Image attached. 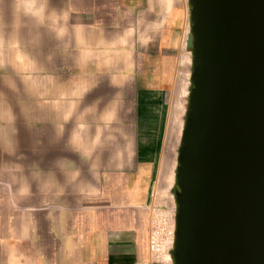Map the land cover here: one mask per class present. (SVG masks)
<instances>
[{"label":"crops","instance_id":"crops-1","mask_svg":"<svg viewBox=\"0 0 264 264\" xmlns=\"http://www.w3.org/2000/svg\"><path fill=\"white\" fill-rule=\"evenodd\" d=\"M174 1L8 7L12 22L0 26V180L9 195L23 196L6 210L23 213L14 218L23 233L9 228L25 244L8 253L9 264H153L151 221L169 220L176 207L174 176L164 185L157 169L161 134L169 95H187L191 66L180 54L178 75Z\"/></svg>","mask_w":264,"mask_h":264},{"label":"water","instance_id":"water-1","mask_svg":"<svg viewBox=\"0 0 264 264\" xmlns=\"http://www.w3.org/2000/svg\"><path fill=\"white\" fill-rule=\"evenodd\" d=\"M173 264H264V0H188Z\"/></svg>","mask_w":264,"mask_h":264},{"label":"rangeland","instance_id":"rangeland-1","mask_svg":"<svg viewBox=\"0 0 264 264\" xmlns=\"http://www.w3.org/2000/svg\"><path fill=\"white\" fill-rule=\"evenodd\" d=\"M15 1L17 2V5H18L19 0H0V14L2 17V19L0 18V26L8 25L12 22V20L9 19V16H8V7L10 6V4L14 3ZM169 11H170L169 16L171 19V25H173L177 31V40H178L177 69H178V75H179V71L181 69L180 62H179L180 54L182 55L184 52H186L192 59L189 49H186L185 47V49L183 48L184 51L180 50L181 48L180 46L182 45V42L186 40V36L190 32V26H189L190 7H189L188 0H175L173 4L171 5V9ZM188 72H189V81L187 85V95H183V96L179 95V99L176 97V99L174 98V100H172V97L174 96L169 95V103L167 107L165 128L161 134L163 145L161 148L159 161L157 163L158 172L160 176L162 177L160 182L163 183L164 185L168 183L169 177H170L169 179L170 184L172 185L173 183L172 180L174 176V168H175V162H176V157H177V151H178V147H179V143L181 139L182 128L184 124V117H185L186 106H187V100H188V95H189V90H190V85H191L190 84L191 66L189 67ZM177 83L178 84L175 87L176 89L173 91L174 95L175 93H177L179 89V84H180L179 76H178ZM179 100L180 102L183 101V105L181 104L183 106V109H181L182 106L180 105V102L179 103L177 102ZM7 182L8 181L6 180H0V264H9V260L7 258L8 253L19 252L25 249V244L15 242V240L22 239L24 237V234H19V235L14 234V233L10 234L11 229L9 228L10 226L13 225L12 230L16 228V231L18 233L20 232L23 233L24 231V223L22 222L23 220L21 221L19 219L17 220L14 219L15 216L19 217L20 215H23V213H14V212H9L6 210L10 202L23 204L24 199H23V196L9 195L7 193L8 192L7 188H4V185ZM169 195H170V192L168 193V197ZM10 216L12 217L11 222H10ZM169 217H170L169 220L166 219L165 226L169 225L174 230V214L173 216L171 215ZM20 235H23V236L20 238ZM34 247H35L34 248L35 251H39L40 245H34ZM171 250H172V242L170 244L169 241L165 240L162 248L160 249L159 252H157V257H154L153 264H165V263L173 264L172 258H171Z\"/></svg>","mask_w":264,"mask_h":264},{"label":"built area","instance_id":"built-area-1","mask_svg":"<svg viewBox=\"0 0 264 264\" xmlns=\"http://www.w3.org/2000/svg\"><path fill=\"white\" fill-rule=\"evenodd\" d=\"M166 218L157 214L151 221L150 232L148 235V249L157 257V252L162 248L164 241L172 242L174 230L166 225Z\"/></svg>","mask_w":264,"mask_h":264},{"label":"bare ground","instance_id":"bare-ground-1","mask_svg":"<svg viewBox=\"0 0 264 264\" xmlns=\"http://www.w3.org/2000/svg\"><path fill=\"white\" fill-rule=\"evenodd\" d=\"M184 31H185V30H184ZM184 42H185V41H184ZM180 44H181V43H180ZM181 47H182V46H181ZM183 56H184V55H183ZM184 59L186 60V58H185V57H184ZM188 59H189V58H188ZM188 59H187V60H188ZM177 62H178V61H177ZM182 62H183V61H182ZM182 64H183V63H182ZM176 73H177V72H176ZM185 78H186V77H185ZM181 96H183V95H181ZM180 100H181V99H180ZM180 100H179V101H177V102L179 103V102H180ZM181 102H182V101H181ZM181 102H180V105L182 104ZM184 102H185V101H184ZM181 106H182V105H181ZM179 107H180V106H179ZM181 109H183V106H182V108H181ZM179 110H180V108H179ZM180 112H181V111H180ZM179 114H180V113H179ZM169 120H170V119H169ZM180 121H181V120H180ZM176 123H178V122H176ZM179 125H180V124H179ZM179 125H178V127H179ZM174 126H175V125H174ZM175 128H176V127H175ZM173 129H174V128H173ZM174 130H175V129H174ZM175 131H176V130H175ZM168 163H169V162H168ZM166 167H167V166H166ZM171 167H172V166H171ZM173 167H174V166H173ZM167 174H168V173H167Z\"/></svg>","mask_w":264,"mask_h":264}]
</instances>
